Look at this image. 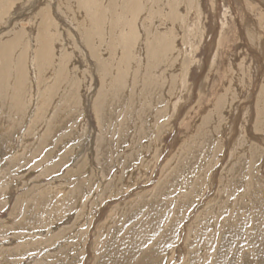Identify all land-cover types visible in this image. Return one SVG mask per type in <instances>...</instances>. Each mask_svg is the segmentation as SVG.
Masks as SVG:
<instances>
[{"label": "rangeland", "instance_id": "obj_1", "mask_svg": "<svg viewBox=\"0 0 264 264\" xmlns=\"http://www.w3.org/2000/svg\"><path fill=\"white\" fill-rule=\"evenodd\" d=\"M0 264H264V0H0Z\"/></svg>", "mask_w": 264, "mask_h": 264}, {"label": "bare ground", "instance_id": "obj_2", "mask_svg": "<svg viewBox=\"0 0 264 264\" xmlns=\"http://www.w3.org/2000/svg\"><path fill=\"white\" fill-rule=\"evenodd\" d=\"M193 14V13H192ZM195 14V13H194ZM260 16V15H259ZM43 17V16H42ZM46 20V19H45ZM45 23H46V21H45ZM48 24H49V22H48ZM22 25V24H21ZM38 25H39V23H38ZM47 25V24H46ZM45 25V26H46ZM49 26V25H48ZM91 29V28H90ZM129 33V32H128ZM127 36V35H126ZM130 37V36H129ZM84 41V40H83ZM98 42V41H97ZM37 44V43H36ZM36 48V47H35ZM39 54V53H38ZM37 54V55H38ZM35 57V56H34ZM38 57V56H37ZM103 98V97H102ZM42 102V101H41ZM43 105V104H42ZM40 110V109H39ZM48 111V110H47ZM55 116V115H54ZM46 121V120H45ZM50 122V121H49ZM53 122H55V121H53ZM57 122H58V120H57ZM49 124V123H48ZM57 124V123H56ZM53 126V125H52ZM47 127H48V125H47ZM46 128V127H45ZM51 132V131H50ZM46 133V132H45ZM182 148V147H181ZM192 154V153H191ZM182 183V182H181ZM252 189V188H251ZM195 192V191H194ZM187 199V198H186ZM174 200V199H173ZM172 201V200H171ZM174 202V201H173ZM172 202V203H173ZM190 202V201H189ZM178 205V204H177ZM172 208V207H171ZM149 211V210H148ZM180 211V210H179ZM235 211V210H234ZM252 216V215H251ZM159 219V218H158ZM160 220V219H159ZM177 220V219H176ZM164 223V222H163ZM173 224H176V223H173ZM167 229V228H166ZM171 229V228H170ZM157 231V230H156ZM171 232V231H170ZM174 234V233H173ZM164 236V235H163ZM166 236V235H165ZM135 240V239H134ZM158 244V243H157ZM162 244V243H161ZM169 244V243H168ZM145 249V248H144ZM163 250H164V248H162ZM157 250V249H156ZM23 251V250H22ZM2 252V251H1ZM7 253V252H6ZM10 253H12V252H10ZM9 253V254H10ZM15 254H17V253H15ZM158 262V261H157Z\"/></svg>", "mask_w": 264, "mask_h": 264}]
</instances>
